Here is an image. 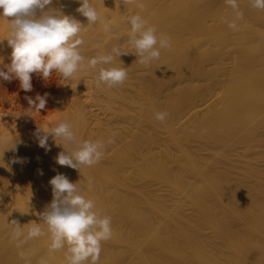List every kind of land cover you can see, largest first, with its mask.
Returning a JSON list of instances; mask_svg holds the SVG:
<instances>
[{"label": "rangeland", "instance_id": "obj_1", "mask_svg": "<svg viewBox=\"0 0 264 264\" xmlns=\"http://www.w3.org/2000/svg\"><path fill=\"white\" fill-rule=\"evenodd\" d=\"M251 25L259 28L253 21ZM91 38L98 40L97 34ZM198 44L200 48L183 55L189 58L185 68H169L166 60L159 65L139 64L138 68L131 62L135 55L126 54L125 60L120 58L118 64L114 61L111 65L119 68L120 62L129 64L125 66L130 67L126 82L108 87L109 91L104 88L106 93L99 90L103 85H95L94 71L77 72L76 78L88 79H79L78 84L73 80L76 85L72 80L63 81L59 73L51 75L60 85L48 91L49 102L60 103L65 92L70 95L76 90L79 94L81 116L74 105L69 112L77 139L87 137L106 144L104 159L95 166H83L86 176L90 170L89 179L98 177L103 182L105 174L101 171L105 170L111 181L122 183L114 182L111 193H81L94 201L95 211L111 217V238L101 243L106 249V264H143L144 259L151 258L166 264H236L235 252L225 237L239 233L242 225L252 224L257 212V205L248 203L253 193L246 192L257 183L264 184V112L231 114L220 97L216 101L213 97L207 108L208 103L198 105L214 94L220 96L227 83L237 84L234 81L240 76V70L232 67L236 55L230 48L213 44L203 47L202 40ZM83 50L86 58L105 54L101 48L88 54V49ZM0 52L6 51L0 48ZM199 71L203 76L194 75L192 82L185 81L184 72ZM33 76L41 78L39 74ZM242 85L248 86L245 81L237 86ZM190 105H198L197 115L192 111L193 115L188 114ZM158 112L167 113L163 122L156 119ZM106 122L108 125L102 124ZM109 138L116 142L108 145ZM94 168L102 169L100 176H95ZM242 189L245 193H240ZM239 206H244L245 212L241 213ZM235 213H241L240 218L235 219ZM11 222L4 227L5 234L14 226ZM33 223L38 224L37 220ZM257 233L246 240L254 244L250 238H256ZM254 250L258 253L256 247Z\"/></svg>", "mask_w": 264, "mask_h": 264}, {"label": "bare ground", "instance_id": "obj_2", "mask_svg": "<svg viewBox=\"0 0 264 264\" xmlns=\"http://www.w3.org/2000/svg\"><path fill=\"white\" fill-rule=\"evenodd\" d=\"M89 2L96 7L101 14V21L91 27L87 26V18L76 11L80 6L77 0H53L52 4L45 9V11L49 8L60 10L64 14L74 17L84 25L83 28L85 31H82V37L85 43L80 47V51L82 50L81 53L84 54V56L86 53H83V49H88L86 50L88 54L89 50L95 52L101 48L103 49L101 52L108 54L111 52L113 46H120L121 50L125 53L133 52L134 50L128 44V32L131 27L129 18L139 14L147 21L148 26L156 27L158 34L164 33L171 38V48L161 50L159 60L152 62V65H159L162 61L165 62L166 60L169 68H175L177 66L185 68L189 58L186 56L183 57V55L185 53H192L195 48H200V44H198L199 40L203 41V47L208 44H213L217 48L227 47L236 55L231 63L232 67L240 70L239 78L234 81L237 84L227 83V86L221 91L220 96L214 94L208 99H205L202 104H198L199 106H204L209 101L214 102L212 99L213 97L215 101L220 97L225 100L228 111L232 112L231 114L238 111H246L247 113L253 114L264 112V9L253 8L250 0H238L239 9L243 12V19L237 21L238 30H233L228 26V22L233 19V13L231 8L227 6L226 0H89ZM137 3H143V10L137 7ZM40 14L38 10L37 16ZM8 19L11 20L12 18L9 17ZM252 21L257 24L259 28L254 29L251 25ZM103 23H109L111 25V32L105 33L103 31ZM8 25L9 21L0 16V48L6 51L0 52V68H4L5 71L7 69L4 66L11 62L10 57L12 51L7 42V38L10 34ZM93 34H97V41H99L100 44L92 40L91 35ZM198 37L199 39H197ZM89 53L91 54V52ZM96 54L97 53H95V55ZM124 57H126V55H122L120 58L123 59ZM129 57H131L130 54ZM118 58L119 57H116L114 61L122 60ZM131 62L138 65L139 68L140 63L136 56ZM118 63L119 62H117V64ZM120 64L124 67L129 66V64L126 63V65H124V62H120ZM108 66L109 65H106L105 67ZM202 73L201 71L196 74L184 72L183 76L186 82H192L194 75L203 76ZM90 74L92 73L90 72ZM85 76L83 75L82 77ZM79 79L81 80L80 76L77 78L74 76L71 82H73V80L75 83L79 82ZM87 79H83V81H87ZM231 79L234 80L232 77ZM244 81L248 86L242 85L239 88L237 85ZM59 83L60 80L58 78L51 77L48 80H44L42 78H36L32 74L33 90L31 92H25L20 88L18 79H13L11 82L0 79V264H27L28 262L29 264H42V262L43 264H68L65 258L67 246L55 252H49V246L51 244L50 234L47 231L46 225L43 224V221L39 220L38 216V214L43 212L52 201V187L49 181L55 175L58 173L64 174L70 182L77 183L81 193H111V187L114 186V182L116 183V180L111 181L107 176V171H101L102 169L100 170L102 175L105 174V178L103 177L104 179H101L103 182L99 181L98 177H96L95 180H92V178L89 179L90 170L86 176V173L83 171V166L80 167L79 172L76 169L59 165L56 162V158L64 149L62 145L58 146L51 137L48 141L50 150L38 146V141L34 133L39 126L48 130L51 126H54L60 121L69 122V112L73 105L77 114L79 112L81 113L82 109L81 107L79 108L77 102V96H79V94H77L76 90L70 95L65 92V95L60 99V103L49 102V97L47 96L46 108L42 109L40 113L30 110V105L26 97L35 99L37 94L41 96L48 94V91L59 86ZM86 86L89 87V85ZM104 88L108 91L110 90L105 85L99 88V90L106 93L107 90H104ZM73 90L74 89H72V91ZM106 96L103 95V97ZM96 102L98 104V100H96ZM198 105H194L195 107L190 105V111L187 110L188 114L193 115V113H196L197 115L199 109L197 110L196 108H198ZM209 105L210 103L206 104L204 107L207 108ZM92 106L95 107L93 104ZM89 107L91 108V106ZM98 107L96 106V111H98ZM80 113L78 116H81ZM185 114L183 116H185ZM79 120L82 122L81 118ZM108 120L109 119H107V121ZM102 124L106 126L108 122ZM75 134L78 135V133ZM57 143L62 144L63 141L57 140ZM14 146V150L11 149ZM67 147L68 150H71V146ZM104 157L106 156L104 155ZM14 160H21L22 162L14 163ZM100 171L95 169L96 175H94L100 176ZM91 172L93 173V171ZM89 181H91V188H89ZM116 184L121 185L122 183L118 181ZM247 191L246 193H253L248 203L253 207L257 205V212L253 214L254 218L252 220L253 222H251L253 225H242L239 233L225 237L227 240L226 243L230 245L235 252V260L233 261H235L236 264H264V245L261 246L264 241V236H260L264 233V196L262 195V193H264V184L257 183ZM240 193L245 192L242 189ZM238 210L243 213L246 208L244 206H239ZM241 213H235V219L240 218ZM12 219H16L19 222L22 231L25 227L26 230L23 231L25 235L27 234L28 226L32 224L33 221L37 220L38 224L42 226L45 234L28 240L24 245L19 244L18 246V241L13 238L15 225L6 234L4 233V227L7 226ZM260 226L263 228L261 227V229ZM259 228L262 233L260 230L256 231ZM257 232L260 234L258 235ZM256 233L260 237L259 242L258 236L254 239L250 238L255 245L246 240V238L251 237V235L255 237ZM255 239L258 240L256 241ZM256 242L259 244H256ZM255 247L259 255L255 252ZM251 248L254 250V253L250 251L252 250ZM101 249L98 264H106L103 262L106 249H104L102 245ZM21 253L24 254L23 258L21 257ZM88 264H91V261H89ZM143 264H166V262L161 259L151 258V261L144 259Z\"/></svg>", "mask_w": 264, "mask_h": 264}, {"label": "clouds", "instance_id": "obj_3", "mask_svg": "<svg viewBox=\"0 0 264 264\" xmlns=\"http://www.w3.org/2000/svg\"><path fill=\"white\" fill-rule=\"evenodd\" d=\"M53 0H0V16L9 21L8 45L11 47V62L0 68V79L11 82L18 79L20 88L25 92L33 90L32 74H39L48 80L53 72L59 73L63 81L71 80L77 72H95L96 86L106 85L111 88L121 85L128 77L125 67H105L111 65L116 57L129 53L121 50L120 46H113L108 54H98L91 58L82 55L80 47L85 43L80 33L84 25L70 15L57 9L46 7ZM76 9L87 18V26L91 27L101 21V14L89 0H77ZM251 6L264 9V0H250ZM231 8L233 19L228 26L238 30L237 21L243 19V12L239 9L238 0H226ZM143 10V3H137ZM40 15L37 16V11ZM12 18L9 20L8 18ZM131 25L128 32V44L134 50L138 62L150 66L159 60L161 50L171 48V38L164 33H157L155 26H148L147 21L139 14L129 18ZM111 25L103 23V31L111 32ZM67 85V83H64ZM47 95L37 94L35 99L26 97L30 110L40 113L46 108ZM167 116L165 112L156 113V119L163 122ZM38 146L50 150L48 141L51 137L58 146L63 147L56 162L80 171L81 166L92 167L98 164L105 155L106 144L96 140H78L73 124L60 121L48 130L38 127L34 133ZM57 140L63 141L58 144ZM116 141L109 138L108 145ZM67 146H74L68 150ZM15 146L11 149L14 150ZM14 163L22 162L14 160ZM52 187V201L45 210L38 214L39 220L46 225L50 234L51 244L49 252H55L67 246L66 260L68 264H98L101 254V243L111 238V217L100 215L95 211L92 199L81 194L77 183L70 182L64 174H57L49 181ZM91 188V181H89ZM15 225L13 238L19 244L44 235L40 224L32 223L27 228V234L21 230L19 222ZM24 254L21 253L23 258ZM43 264V262H42Z\"/></svg>", "mask_w": 264, "mask_h": 264}]
</instances>
